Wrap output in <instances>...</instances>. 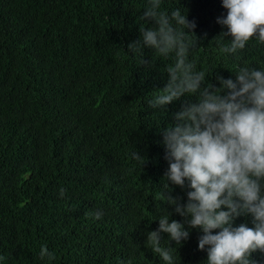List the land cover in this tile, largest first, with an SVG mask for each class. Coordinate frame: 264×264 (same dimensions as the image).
<instances>
[{"label": "trees", "instance_id": "1", "mask_svg": "<svg viewBox=\"0 0 264 264\" xmlns=\"http://www.w3.org/2000/svg\"><path fill=\"white\" fill-rule=\"evenodd\" d=\"M147 3L0 0V264H166L147 234L165 213L184 223L162 192L186 204L191 189L167 180L164 132L198 94L150 105L172 57L129 48L154 26L143 19ZM176 8L196 25L185 32L195 37L188 58L206 74L202 88H220L218 76L235 82L240 67L264 69L256 37L221 51L232 39L220 37L223 0H162V10ZM241 224L255 228L254 217H236L233 227ZM202 235L193 228L169 242L174 264H207ZM168 240L162 234L161 246ZM42 245L55 259H41ZM249 259L264 264V251Z\"/></svg>", "mask_w": 264, "mask_h": 264}, {"label": "clouds", "instance_id": "2", "mask_svg": "<svg viewBox=\"0 0 264 264\" xmlns=\"http://www.w3.org/2000/svg\"><path fill=\"white\" fill-rule=\"evenodd\" d=\"M161 4L162 0H148L143 19L153 21L154 26L142 27V41L129 45L133 52L146 45L157 56L172 57L167 67L169 81L150 105L164 106L185 94H198V102L182 108L175 126L164 132L167 180L183 188L187 179L191 191L186 204L170 192L167 196L162 192V200L175 206L184 223L169 222L170 214L165 213L158 229L147 234V243L166 264H174L176 249L169 242L179 245L189 238L191 229L200 228L203 235L198 246L200 250L208 246L207 264H252L251 254L264 251V69L240 67L235 82L218 76L220 88L211 84L202 88L206 74L188 58L195 37L185 32L196 25L179 8L169 14ZM223 7L227 15L217 22L227 32L220 37L232 39L222 52L242 50L253 37L264 42V0H223ZM163 187L167 190L168 184ZM248 213L254 217L255 228L233 227L236 217ZM101 215L97 212L96 218ZM215 229L220 231L213 234ZM162 234H168L167 247L161 246ZM40 257L53 260L55 254L42 245Z\"/></svg>", "mask_w": 264, "mask_h": 264}]
</instances>
